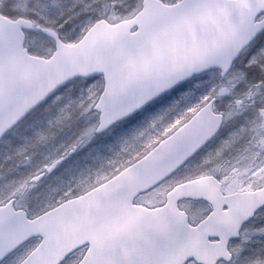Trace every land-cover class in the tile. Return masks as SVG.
Returning <instances> with one entry per match:
<instances>
[{
    "label": "snow or ice",
    "instance_id": "6c2138e0",
    "mask_svg": "<svg viewBox=\"0 0 264 264\" xmlns=\"http://www.w3.org/2000/svg\"><path fill=\"white\" fill-rule=\"evenodd\" d=\"M0 264H264V0H0Z\"/></svg>",
    "mask_w": 264,
    "mask_h": 264
}]
</instances>
